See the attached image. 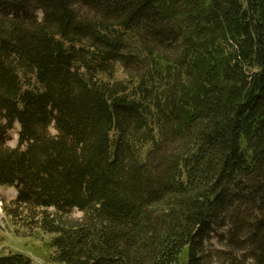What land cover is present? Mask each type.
Returning a JSON list of instances; mask_svg holds the SVG:
<instances>
[{"label": "trees", "instance_id": "trees-1", "mask_svg": "<svg viewBox=\"0 0 264 264\" xmlns=\"http://www.w3.org/2000/svg\"><path fill=\"white\" fill-rule=\"evenodd\" d=\"M0 186L51 264H264V0H0Z\"/></svg>", "mask_w": 264, "mask_h": 264}, {"label": "rangeland", "instance_id": "rangeland-1", "mask_svg": "<svg viewBox=\"0 0 264 264\" xmlns=\"http://www.w3.org/2000/svg\"><path fill=\"white\" fill-rule=\"evenodd\" d=\"M41 18V14L39 13ZM118 77H122L121 71L118 69ZM18 131L19 125L15 124L13 129L8 134L7 144L10 147H15L18 142ZM51 133H55L53 128L50 129ZM16 191L13 188H1L0 187V256L8 255L13 253H22L27 255L31 264H51V252L53 251L51 246L52 235L44 234L40 231H36L35 234L28 235L24 233V228L21 225L13 226L10 219L6 217L3 210V203L10 202L15 198ZM82 217V212L78 210H73L70 215L71 220H78ZM224 232L225 227L220 230ZM219 232H215L212 240L211 246L217 249H224L225 247L221 245L219 241ZM208 244V243H207ZM213 264H220L215 263Z\"/></svg>", "mask_w": 264, "mask_h": 264}]
</instances>
